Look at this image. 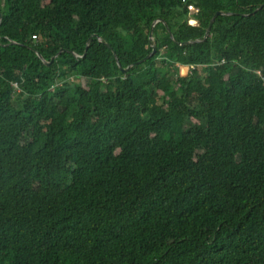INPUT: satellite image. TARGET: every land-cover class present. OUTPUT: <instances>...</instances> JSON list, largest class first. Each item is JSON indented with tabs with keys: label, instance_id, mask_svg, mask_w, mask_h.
Listing matches in <instances>:
<instances>
[{
	"label": "trees",
	"instance_id": "1",
	"mask_svg": "<svg viewBox=\"0 0 264 264\" xmlns=\"http://www.w3.org/2000/svg\"><path fill=\"white\" fill-rule=\"evenodd\" d=\"M183 1L0 0V264H264V0Z\"/></svg>",
	"mask_w": 264,
	"mask_h": 264
},
{
	"label": "water",
	"instance_id": "2",
	"mask_svg": "<svg viewBox=\"0 0 264 264\" xmlns=\"http://www.w3.org/2000/svg\"><path fill=\"white\" fill-rule=\"evenodd\" d=\"M264 8V4H262V5H260L252 14H255V13H258L259 11H261L262 9ZM221 16H223V14L222 13H217L215 16H214V18L213 19H211V21H210V23H209V25H208V27H207V30H206V32H205V35H204V38H203V41L202 42H204L207 38H208V36H209V34H210V31H211V28H212V26H213V24H214V21H216L217 20V18H219V17H221ZM1 19H2V16L0 15V23H1ZM159 22V21H158ZM157 23V22H156ZM154 26H155V24L152 26V29H151V32H150V36H149V38L151 39V36H152V30H153V28H154ZM170 38H171V35H170ZM198 43H200V42H198V41H195L194 43H185V44H182L181 46H189V45H192V44H198ZM87 49V48H86ZM155 52H156V46H155V43L153 42V44H152V52H151V54L148 56V58L149 57H151L152 55H154L155 54ZM62 53V51H60L56 56H55V58L59 55V54H61ZM113 54V53H112ZM37 57H38V59L39 60H41L42 62H43V60H42V58L37 54ZM113 57H114V59H115V61H116V64H117V66H118V68L120 69V71L122 72V73H126L127 71H129L130 69H131V67H128L126 70H122L121 68H120V66H119V64H118V62H117V59H116V56L113 54ZM53 61V60H52ZM144 61H140V62H138V64H142ZM43 64H46L45 62H43ZM46 66H48V65H46Z\"/></svg>",
	"mask_w": 264,
	"mask_h": 264
},
{
	"label": "built area",
	"instance_id": "3",
	"mask_svg": "<svg viewBox=\"0 0 264 264\" xmlns=\"http://www.w3.org/2000/svg\"><path fill=\"white\" fill-rule=\"evenodd\" d=\"M184 5L187 4V1L184 0L183 1ZM188 14L190 16H196L198 13H200V11L198 9H196L193 5H188V7L186 8ZM188 26L190 27H194V26H197V22L193 19V18H190L187 22ZM32 39L34 40L35 37H32ZM223 63V62H222ZM180 73L182 76H185L186 74H188L191 70H193V68H180ZM183 70L185 71V73L183 74Z\"/></svg>",
	"mask_w": 264,
	"mask_h": 264
},
{
	"label": "rangeland",
	"instance_id": "4",
	"mask_svg": "<svg viewBox=\"0 0 264 264\" xmlns=\"http://www.w3.org/2000/svg\"><path fill=\"white\" fill-rule=\"evenodd\" d=\"M182 73L184 74L185 71L183 70ZM79 82H80V86H81L82 88L87 89V85H86V81H85V80H80ZM73 83H74L73 81H70V84H71V85H72ZM21 102L24 103V102H25V99H24V98L21 99ZM26 140H27V137H26Z\"/></svg>",
	"mask_w": 264,
	"mask_h": 264
},
{
	"label": "bare ground",
	"instance_id": "5",
	"mask_svg": "<svg viewBox=\"0 0 264 264\" xmlns=\"http://www.w3.org/2000/svg\"><path fill=\"white\" fill-rule=\"evenodd\" d=\"M143 64V63H142Z\"/></svg>",
	"mask_w": 264,
	"mask_h": 264
}]
</instances>
